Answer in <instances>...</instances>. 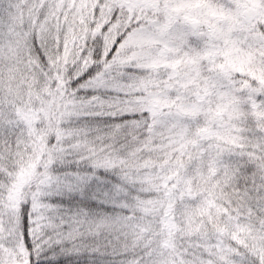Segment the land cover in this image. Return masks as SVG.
<instances>
[{
  "label": "snow or ice",
  "instance_id": "obj_1",
  "mask_svg": "<svg viewBox=\"0 0 264 264\" xmlns=\"http://www.w3.org/2000/svg\"><path fill=\"white\" fill-rule=\"evenodd\" d=\"M0 264H264V0H0Z\"/></svg>",
  "mask_w": 264,
  "mask_h": 264
}]
</instances>
